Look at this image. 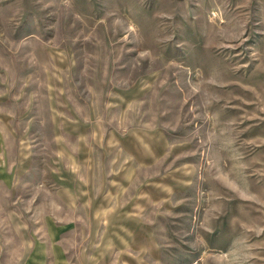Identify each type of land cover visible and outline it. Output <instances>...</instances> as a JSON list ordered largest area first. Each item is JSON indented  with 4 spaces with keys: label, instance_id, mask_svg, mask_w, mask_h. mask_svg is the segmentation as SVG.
<instances>
[{
    "label": "rangeland",
    "instance_id": "rangeland-1",
    "mask_svg": "<svg viewBox=\"0 0 264 264\" xmlns=\"http://www.w3.org/2000/svg\"><path fill=\"white\" fill-rule=\"evenodd\" d=\"M0 264H264V0H0Z\"/></svg>",
    "mask_w": 264,
    "mask_h": 264
}]
</instances>
